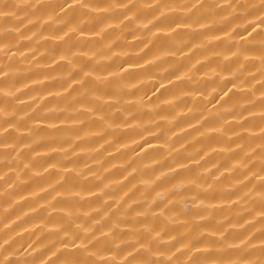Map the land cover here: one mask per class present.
Wrapping results in <instances>:
<instances>
[{
	"label": "clouds",
	"instance_id": "9594fccd",
	"mask_svg": "<svg viewBox=\"0 0 264 264\" xmlns=\"http://www.w3.org/2000/svg\"><path fill=\"white\" fill-rule=\"evenodd\" d=\"M0 264H264V0H0Z\"/></svg>",
	"mask_w": 264,
	"mask_h": 264
},
{
	"label": "bare ground",
	"instance_id": "6f19581e",
	"mask_svg": "<svg viewBox=\"0 0 264 264\" xmlns=\"http://www.w3.org/2000/svg\"><path fill=\"white\" fill-rule=\"evenodd\" d=\"M41 75V73L37 72L35 73V77L38 78L39 76ZM130 75H136V73H131ZM52 90V89H50ZM36 91H40V89H34L33 92H36ZM155 95H158L159 94V91H155L154 93ZM228 95H231V93H228ZM155 143L156 142H150V143H144L143 141H141V144H142V148L140 149V151H144V150H147L149 148H152L155 146ZM48 145L45 144L44 147H47Z\"/></svg>",
	"mask_w": 264,
	"mask_h": 264
}]
</instances>
